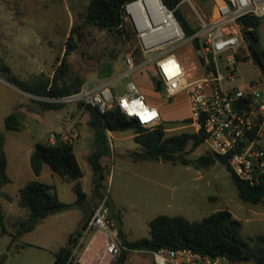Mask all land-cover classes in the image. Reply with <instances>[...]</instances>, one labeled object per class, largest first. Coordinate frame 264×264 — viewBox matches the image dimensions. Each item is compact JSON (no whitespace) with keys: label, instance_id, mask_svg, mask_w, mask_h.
Listing matches in <instances>:
<instances>
[{"label":"rangeland","instance_id":"1","mask_svg":"<svg viewBox=\"0 0 264 264\" xmlns=\"http://www.w3.org/2000/svg\"><path fill=\"white\" fill-rule=\"evenodd\" d=\"M91 1L0 0V60L21 79L31 83L41 76L52 79L65 55L67 42L71 41L76 48L67 56V79L81 77L85 81H102L101 73L111 65L113 75L109 79L122 77L116 83L118 95L126 93L128 83L134 81L148 103L159 108L168 136L194 132L192 127L182 123L190 116L186 94L166 101L162 92L155 88L154 65L134 73L132 77L123 76L129 71L127 56H132L136 64L143 59L135 30L130 23L129 37L118 36L87 24V8ZM220 1L194 0L197 10L205 16L212 15ZM179 12L196 29L198 21L192 4H182ZM73 27H77L74 33ZM258 34L264 49V19ZM193 43L190 39L174 54L186 70L194 74V66L200 59ZM236 73L242 77L239 82L259 76L264 78L254 65L239 64ZM38 102L34 96L0 76V134L4 135L8 175L12 180L4 186L6 189H0V209L8 230L14 233V225L27 218V214L14 209V213L9 215L11 197L16 199L20 189L34 180L53 184L61 200L73 206L58 218L45 219L34 231L17 239L2 234L0 227V264H52V253L66 246L67 238L83 218L81 205H75L76 194L72 184L55 175L48 165L44 166L40 177L36 176L29 155L37 142L48 143L50 134L61 130L62 119L76 106L47 110ZM11 113L20 116L22 131L6 130L4 120ZM79 129L80 139L74 151L83 171L81 184L87 193V201L96 205L99 199L94 196L95 178L88 161L94 149L95 133L87 116L81 119ZM108 139L111 152L102 160L105 173L101 183L125 240L134 242L150 238L149 223L157 216L199 222L221 210L229 211L242 223L241 234L245 240L264 236V201L256 205L242 201L227 166L221 161L207 168L165 162L139 163L128 157L130 153L141 152V146L134 140V131L114 132L108 135ZM207 150L206 144L197 150L189 148L184 157L194 161L206 155ZM89 239L90 236L84 233L73 254L75 261L82 255ZM125 264L154 262L148 252L131 251Z\"/></svg>","mask_w":264,"mask_h":264},{"label":"built area","instance_id":"2","mask_svg":"<svg viewBox=\"0 0 264 264\" xmlns=\"http://www.w3.org/2000/svg\"><path fill=\"white\" fill-rule=\"evenodd\" d=\"M139 1L145 0L126 4L125 13L135 30L143 59L136 64L132 56H127L129 71L123 76L132 77L154 65V79L160 82L159 91L166 101L186 94L191 120L187 127H192L195 133H203L207 151L223 159L240 180L252 186L264 185V78L239 82L242 77L236 73L239 64L254 65L261 70L250 55L238 20L245 16L264 19V0H221L210 16L200 14L194 0H182L175 8L155 0L159 3L155 11H131V6ZM186 3L192 4L198 21L196 33L190 38L176 17V11ZM190 39L199 40L201 45L200 62L194 66L196 74L188 72L174 54ZM120 78L86 81L79 92L72 95L35 98L77 108L91 106L102 114L116 107L145 129L163 126L159 108L148 103L134 81L128 83L126 93L118 95L116 83ZM144 116L149 118L143 119ZM79 139L78 118L67 115L62 119L61 130L50 134L48 144L74 147ZM84 233L92 237L75 262L112 264L119 256L120 229L111 215L107 196L92 207ZM96 233L102 236L101 241L96 242ZM94 244L97 248L86 256ZM150 254L154 264H233L226 257H213L186 248L160 249Z\"/></svg>","mask_w":264,"mask_h":264},{"label":"trees","instance_id":"3","mask_svg":"<svg viewBox=\"0 0 264 264\" xmlns=\"http://www.w3.org/2000/svg\"><path fill=\"white\" fill-rule=\"evenodd\" d=\"M135 1L137 0H92L87 8L85 22L112 35H128L131 24L125 13V5ZM162 1L168 7L175 8L182 0ZM176 17L187 37H192L196 33V29L189 24L179 10L176 11ZM261 21L262 19L258 17L245 16L238 20V25L241 28L251 57L264 76L262 57L257 54L249 43V38L260 41L258 28ZM76 30L77 27H73L72 32L74 33ZM193 44L197 51L201 49L199 40H195ZM75 48V43L67 42L65 55L52 79L41 76L31 83L17 76L11 67L1 60L0 76L19 90L34 97L75 94L86 82L81 77L67 79L69 71L67 56ZM112 75L113 69L109 65L101 73V78L108 79ZM154 84L156 90L159 91L161 88L160 82L154 79ZM38 103L44 105L47 110H59L65 107V105L40 101ZM79 108L82 109L84 114L89 115V125L95 133L94 149L89 155L88 161L95 178L94 196L99 201L106 197L101 180H103L105 173L102 160L109 156L111 152L108 132L134 131V140L141 146V152H133L128 155L134 162H165L172 165L182 164L196 168H207L216 161H221L227 166L223 159L215 157L209 152L194 161H189L184 157L189 148L197 150L205 143L203 133L183 132L168 136L164 126L154 130L145 129L134 119L126 117L116 107L104 114L91 106ZM182 123L189 125L191 120L188 118ZM4 124L7 131L20 132L23 128L21 118L17 113L8 115L4 120ZM4 140V135L0 134V188L11 183L7 173L8 160L4 150ZM30 163L36 176L41 174L43 166L46 164L64 180L75 182L73 186L76 194L75 205L80 206L81 203L88 200L87 194L79 182L83 178V171L73 146L62 143L52 146L48 143L38 142L30 156ZM227 168L242 201L255 205L264 201V185L252 186L248 182L240 180L228 166ZM18 197V204L20 208L27 211V218L14 225V233L8 230L5 216L0 209L1 232L4 235L12 236L13 239L34 231L48 217L61 214L73 206L59 199L54 186L38 180L31 181L20 189ZM107 204L114 218L113 207L108 197ZM87 224L88 222L81 223L79 229L69 236L66 246L55 253L53 264H75L73 254L83 237ZM149 226L150 238H143L134 242L125 240L119 227L121 249L119 256L112 264H125L131 251L150 253L160 249L177 250L184 248L213 257H226L233 264H264V236L245 240L241 234L242 223L227 210L213 213L199 222H190L181 217L161 215L154 218Z\"/></svg>","mask_w":264,"mask_h":264},{"label":"crops","instance_id":"4","mask_svg":"<svg viewBox=\"0 0 264 264\" xmlns=\"http://www.w3.org/2000/svg\"><path fill=\"white\" fill-rule=\"evenodd\" d=\"M68 115H73V116H75V117H77L78 118V124H79V126H80V121H81V119L84 117V116H87L88 117V121H89V115H87V114H84L83 113V111L82 110H80L79 108H74V109H72V110H70L69 112H68ZM80 130V129H79ZM111 133L112 132H108V135H111ZM134 137H135V135H134ZM38 143V142H37ZM36 143V144H37ZM35 144V145H36ZM35 145L33 146V148H32V150L29 152V155L31 156V154H32V152L34 151V149H35ZM93 147H94V145H93ZM110 147H111V145H110ZM4 149H5V145H4ZM77 156V155H76ZM8 160V159H7ZM46 165V164H45ZM44 165V166H45ZM44 166H43V168H44ZM104 166V165H103ZM42 172H43V169H42ZM42 172H41V174H42ZM7 173H8V167H7ZM54 173V172H53ZM35 174V173H34ZM41 174L38 176V177H40L41 176ZM55 174V173H54ZM56 175V174H55ZM9 176V175H8ZM58 176V175H57ZM60 177V176H59ZM10 178V177H9ZM61 178V177H60ZM11 179V178H10ZM63 181H66V180H64L63 178H61ZM81 180H82V178L79 180V182L81 183ZM11 182H12V180H11ZM66 182H70L71 184H72V186H74V184H75V182H71V181H66ZM10 184V183H9ZM47 184V183H46ZM49 185H52V186H54L53 184H49ZM82 185V184H81ZM55 187V191H56V193H57V195H58V197H59V199L61 200V198H60V196H59V193H58V191H57V188H56V186H54ZM3 189H6L5 187H2ZM1 189V188H0ZM83 190H84V188H83ZM85 192V191H84ZM19 193V192H18ZM86 193V192H85ZM87 194V193H86ZM12 196V195H11ZM107 196V195H106ZM88 197V196H87ZM11 199H13L12 201H11V203H9L10 204V207H12V210H11V212L9 213V215L10 214H12V213H14V209H16L18 212L20 211V212H26V214H27V211L26 210H24V209H22V208H20V206H19V204H18V196H17V198L16 199H14V198H12L11 197ZM62 201V200H61ZM63 202V201H62ZM65 203V202H64ZM68 204V203H67ZM91 206L93 207L94 205L93 204H91ZM61 214H58V215H54V217H59ZM50 217H53V216H50ZM49 218V217H48ZM81 223H82V221H80V223H79V225H77L76 226V230L73 232V233H75L78 229H79V227H80V225H81ZM41 224H43V223H41ZM40 224V225H41ZM72 233V234H73ZM71 235V234H70ZM69 235V236H70ZM89 236H90V238L92 237V235L91 234H89ZM69 238V237H68ZM68 238H67V240H68ZM94 238H95V240H96V242H98V241H101L102 240V236L100 235V234H98V233H96V234H94ZM90 240V239H89ZM89 242V241H88ZM33 244H30V245H28L27 244V246H32ZM88 245V244H87ZM95 245V247H97V245L96 244H94ZM34 246V245H33ZM62 248V247H61ZM61 248H59V249H61ZM58 250H56V251H54L53 253H52V255H53V263H54V260H55V253L57 252ZM52 263V264H53Z\"/></svg>","mask_w":264,"mask_h":264},{"label":"water","instance_id":"5","mask_svg":"<svg viewBox=\"0 0 264 264\" xmlns=\"http://www.w3.org/2000/svg\"><path fill=\"white\" fill-rule=\"evenodd\" d=\"M249 43L251 45V47L257 52V54H259L262 57V61L264 64V49L260 43V41L258 39L255 38H249ZM201 51H198V56H201ZM83 218H82V223H86L88 222L89 218L92 215V206L88 201H84L83 203H81L80 206Z\"/></svg>","mask_w":264,"mask_h":264},{"label":"bare ground","instance_id":"6","mask_svg":"<svg viewBox=\"0 0 264 264\" xmlns=\"http://www.w3.org/2000/svg\"><path fill=\"white\" fill-rule=\"evenodd\" d=\"M159 3L158 1L155 0H145V1H139L135 4H133L130 8L131 11L135 12V13H141V12H145L148 9H153V11H155L158 7ZM97 247H95L94 245L91 246L89 248V250L87 251L86 256H89L90 253H92ZM83 261H86V257L83 259Z\"/></svg>","mask_w":264,"mask_h":264},{"label":"clouds","instance_id":"7","mask_svg":"<svg viewBox=\"0 0 264 264\" xmlns=\"http://www.w3.org/2000/svg\"><path fill=\"white\" fill-rule=\"evenodd\" d=\"M152 115H155V111H153ZM148 116H144L143 119H148Z\"/></svg>","mask_w":264,"mask_h":264}]
</instances>
